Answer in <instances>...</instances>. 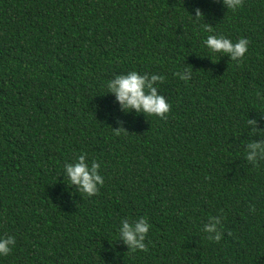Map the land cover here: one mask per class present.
Returning a JSON list of instances; mask_svg holds the SVG:
<instances>
[{
    "label": "trees",
    "instance_id": "1",
    "mask_svg": "<svg viewBox=\"0 0 264 264\" xmlns=\"http://www.w3.org/2000/svg\"><path fill=\"white\" fill-rule=\"evenodd\" d=\"M208 35L249 40L243 62ZM131 71L165 77L167 120L108 91ZM261 133L264 0H0V238L16 239L0 264H264ZM81 155L93 197L69 183ZM142 217L148 251L131 252L119 231Z\"/></svg>",
    "mask_w": 264,
    "mask_h": 264
},
{
    "label": "clouds",
    "instance_id": "2",
    "mask_svg": "<svg viewBox=\"0 0 264 264\" xmlns=\"http://www.w3.org/2000/svg\"><path fill=\"white\" fill-rule=\"evenodd\" d=\"M216 2H219V0H216ZM224 4L228 10L236 11L238 8L243 7L244 0H224ZM195 11L197 18L200 20L203 17L201 10L197 8ZM203 27L204 31L213 32L211 26L205 24ZM249 43L250 41L245 38H240L238 41L233 42L224 35H208L204 41L211 53L226 54L237 64L243 62L248 52ZM189 72H191V69H189ZM174 75L179 76L181 80L187 81V78L179 72L174 73ZM157 81L164 83L165 77L153 75L151 81H149L146 75L141 76L136 71H131L125 75H117L115 79L108 81L107 89L115 94L123 110L131 111L134 109L137 113L157 116L162 120H167L171 106L163 95L157 93V88L153 86ZM249 123L255 125L256 122L249 121ZM255 131L256 129H254ZM122 132L125 133L121 129L120 131H115V134L119 136ZM261 134L264 135V133ZM248 147L251 149L246 157L249 162L256 160L257 150L264 157V144L253 142ZM65 167L70 185L78 186L81 193L87 197L99 194L100 187L104 185V178L98 174V169L100 168L98 163L94 161L91 169H89L85 163L84 156L81 155L77 163L74 165L68 164ZM217 223L219 222L207 225L205 230L208 233L217 232ZM150 227L151 225L145 217H142L139 222L134 224L124 221L123 227L119 231V237L123 239L131 252H136L137 250L147 252L148 248L144 241L148 236ZM228 234L231 235V232ZM208 240L219 243L222 237L217 233L214 237L210 235ZM15 244L16 239L13 236L0 238V256L6 257L10 255Z\"/></svg>",
    "mask_w": 264,
    "mask_h": 264
}]
</instances>
